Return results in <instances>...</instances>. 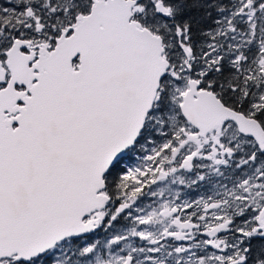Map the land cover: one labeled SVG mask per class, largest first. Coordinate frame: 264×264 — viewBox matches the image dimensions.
<instances>
[{"label":"snow or ice","instance_id":"snow-or-ice-1","mask_svg":"<svg viewBox=\"0 0 264 264\" xmlns=\"http://www.w3.org/2000/svg\"><path fill=\"white\" fill-rule=\"evenodd\" d=\"M0 264H264V0H0Z\"/></svg>","mask_w":264,"mask_h":264}]
</instances>
